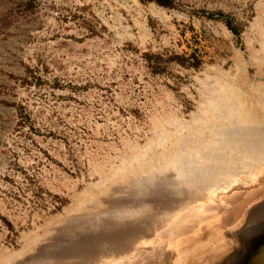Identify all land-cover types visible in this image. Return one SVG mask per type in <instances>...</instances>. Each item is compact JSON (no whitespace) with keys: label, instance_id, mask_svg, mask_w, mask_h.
<instances>
[{"label":"rangeland","instance_id":"1","mask_svg":"<svg viewBox=\"0 0 264 264\" xmlns=\"http://www.w3.org/2000/svg\"><path fill=\"white\" fill-rule=\"evenodd\" d=\"M171 1L0 0V264H147L172 252L150 215L259 197L264 0Z\"/></svg>","mask_w":264,"mask_h":264},{"label":"bare ground","instance_id":"2","mask_svg":"<svg viewBox=\"0 0 264 264\" xmlns=\"http://www.w3.org/2000/svg\"><path fill=\"white\" fill-rule=\"evenodd\" d=\"M230 97H231V95H230ZM231 113H233V114H230V117L229 116L227 117V118H229V120L232 119V116L234 115L233 111ZM260 132H262V133H260ZM254 133L259 135V138H257V139L264 141V130H259L258 132H254ZM254 133L249 138H247V137L237 138L238 140L236 143L241 144L240 148H241L242 153L249 154V155L251 154L250 155L251 157L256 158L259 155L258 154L259 151L264 150V148H262L260 150H258V148H257L255 150V147L253 148V146L250 145V144H252L251 143V137L253 139L254 136H257V135H254ZM260 137H261V139H260ZM254 139H256V138H254ZM247 140H248L249 145L246 147L243 142L244 141L247 142ZM260 145H261V142H260ZM260 160L264 161V157L260 159V155H259V158H256L254 160L255 161L254 165L257 162H259V163H257L256 166L251 167L255 171L250 173V179H249L250 181L249 182H251V180H252V173L253 174H254V172L258 173V172H260V170H261V172H264V163H263V165H261L262 163H260ZM251 163H252V161H251ZM244 165H246V164H244ZM237 168H235V169H237ZM235 173H237V172H235ZM233 176H235V175H233ZM228 178H229L228 180H230V181L226 180L227 184L222 185L226 188L228 185L231 186L230 183L234 181V179L231 180L232 175H231V179H230L229 175H228ZM239 179H238V181H239ZM226 181L224 180L223 183H225ZM236 181H237V178H236ZM252 181L255 182L256 180L253 179ZM234 183L236 184V182H234ZM184 184L187 185V183H184ZM221 184H222V182H221ZM231 184H233V183H231ZM245 184L248 185V183H245ZM218 185H220V184H218ZM220 188H221V186L219 187V189ZM224 191H225V189H224ZM219 192H221V191H219ZM214 194H215V192H213V193L210 192L209 194H206V195L192 196V199L195 198L196 201L197 200L199 201L201 198H204V199L202 202H198V203L194 204V206L192 208H188V210H186L185 212L175 214V215L171 216L170 218L163 220L162 222H161V220H159L157 222L155 220V218L150 215V217L152 219L154 218L153 220L152 219H150V220L154 222L153 225H155V227L160 228V225H163L162 226L163 229L161 231H157L155 229L154 236H156V238H157V235H158V237L161 238L164 236L163 233L166 235L165 246H167V247L170 246L174 252V255H173L174 258H173V261H171V264H229V263H232L233 259H235L236 255H237V253H235V252H237V250H238V245H234L235 246V247L233 246L234 249L231 248L230 250L225 249V246H223V245L221 246V248L218 247L219 249H223L222 251L224 252V254L220 255L218 253L219 249H217V246L215 244L210 245L209 241H206L204 243H200L203 240L196 238L194 231H192V229L190 227L185 228V230H186L185 232H180V229H179L180 223H182V221H185L188 217H189L188 220L190 222V220H193L195 217L206 212L207 210L203 209V207L207 202H211V201L215 200L216 197ZM211 209L212 208H210V210ZM147 216H149V214ZM142 219H147V217H139L137 219V221L142 220ZM142 221H144V220H142ZM240 221H241L242 225L249 224L250 228L260 229V224H264V201L262 202L261 205H260V203H257L256 205L249 207L244 212ZM146 227H147V223H146ZM137 228L138 227H136V228L131 227V228L126 229V230L118 231V233L113 234L111 236H107L105 238H104V236H101L100 239L103 240V238H104V240H103L105 242L104 246H105V248L108 246V248H109L108 250H111V251L119 250V249L124 248V246H126L125 244L128 242V240H130L132 237L136 236L137 233L139 234V231L137 230ZM139 229H141V228H139ZM181 231H184V230H181ZM194 237L198 240H201V241H199V243H197V240H195ZM94 242H96V241L93 240L92 243L94 244ZM141 246H142V244H141ZM141 246H139V247H141ZM91 249H92V252H94V248L92 246L86 248L85 250H87L89 252ZM144 250H147V249H144ZM140 251H142V250H140ZM152 251H150L151 254H153ZM159 251H162V249ZM159 251H157L153 257H148V259L145 258V260H147V264H166L164 261L169 260L170 256L172 255L171 252L165 251L163 253V252H159ZM231 251H233V252H231ZM230 252H231V254H230ZM138 253H140V252H138ZM143 253H145V252H143Z\"/></svg>","mask_w":264,"mask_h":264},{"label":"water","instance_id":"3","mask_svg":"<svg viewBox=\"0 0 264 264\" xmlns=\"http://www.w3.org/2000/svg\"><path fill=\"white\" fill-rule=\"evenodd\" d=\"M263 201L264 189L261 191L258 198L248 201L245 207H242V211L239 212L236 217L233 215L234 217H232L231 219L230 216L225 219H221V221H225L221 227L215 222H211L213 220L208 221V223L205 224L206 221H204L203 223L201 219L198 223H196L197 225L199 224V226L194 224L193 228L191 229L192 231H194L196 238L203 240L200 243L209 241L210 245L215 244L217 246V249L221 248V246L223 245L225 246V249L230 250L231 248L234 249V245H238V250L237 252H235L237 253V255L235 259H233L232 263L229 264H264V224H260V229H257L250 228L249 224L242 225L240 221L244 212L249 207L254 206L257 203H260L261 205ZM203 214H200L195 218L199 219V217L201 218ZM183 222L184 221H182V223ZM180 228L181 227L179 226V229ZM196 238L195 240H197V243H199V241L201 240H198ZM222 250L223 249L218 250V253L220 255L224 254ZM171 254L172 255L170 256L169 262L167 264H171V261H173V249Z\"/></svg>","mask_w":264,"mask_h":264},{"label":"trees","instance_id":"4","mask_svg":"<svg viewBox=\"0 0 264 264\" xmlns=\"http://www.w3.org/2000/svg\"><path fill=\"white\" fill-rule=\"evenodd\" d=\"M153 2H155L156 4L158 5H161V6H164V7H169L171 6L172 4V1L171 0H152ZM226 24V27L231 31L233 32L234 34L237 33V30L234 29L233 26H231L228 22H225Z\"/></svg>","mask_w":264,"mask_h":264}]
</instances>
